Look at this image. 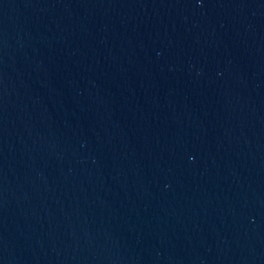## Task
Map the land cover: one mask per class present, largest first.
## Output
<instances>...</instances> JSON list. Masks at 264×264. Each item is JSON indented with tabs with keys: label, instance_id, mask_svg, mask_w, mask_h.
Returning <instances> with one entry per match:
<instances>
[{
	"label": "water",
	"instance_id": "1",
	"mask_svg": "<svg viewBox=\"0 0 264 264\" xmlns=\"http://www.w3.org/2000/svg\"><path fill=\"white\" fill-rule=\"evenodd\" d=\"M0 264H264V0H0Z\"/></svg>",
	"mask_w": 264,
	"mask_h": 264
}]
</instances>
